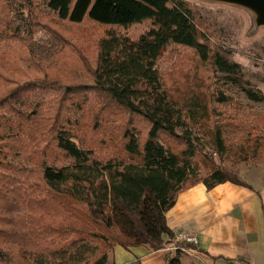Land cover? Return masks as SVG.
Masks as SVG:
<instances>
[{
  "label": "trees",
  "instance_id": "trees-1",
  "mask_svg": "<svg viewBox=\"0 0 264 264\" xmlns=\"http://www.w3.org/2000/svg\"><path fill=\"white\" fill-rule=\"evenodd\" d=\"M44 9L72 24L116 27L96 41L90 83L62 87L37 76L32 36ZM140 23L147 26L134 37L117 29ZM171 45L264 103L241 66L210 48L183 0H0V264H108L116 245L156 250L173 237L164 214L178 191L198 182L247 186L220 161L258 162L264 114L248 123L227 114L233 99L217 87L206 92L211 82L166 84L157 60ZM59 90L91 91L120 110L119 134L103 130L100 146L82 145L70 110L51 114ZM33 172L43 193L28 181ZM177 252L165 264H179Z\"/></svg>",
  "mask_w": 264,
  "mask_h": 264
},
{
  "label": "rangeland",
  "instance_id": "rangeland-1",
  "mask_svg": "<svg viewBox=\"0 0 264 264\" xmlns=\"http://www.w3.org/2000/svg\"><path fill=\"white\" fill-rule=\"evenodd\" d=\"M183 1L192 11L197 29L207 36L210 48L220 50L229 61L238 63L241 66L243 79L247 80L254 89L264 93V24L255 22L253 10L222 0ZM37 21L39 26L32 36L33 51L36 55L32 65L36 68L37 76L42 77L46 74L45 78L55 79L56 85L60 84L62 87L90 83L91 77L88 71L94 62L96 41L107 30L116 27L98 25L87 20L78 25L68 23L58 20L46 9ZM17 23L15 20V24ZM146 26L147 23H140L117 29L134 37ZM65 45L68 49H65ZM60 47H63L66 53L65 51L56 53ZM26 52V48L23 47L21 53ZM157 67L162 80L166 84H173L178 89H184L194 80L203 82L205 86L211 82L212 87L204 90L207 92L217 87L230 95L233 104L223 106L222 109L227 114L236 116V119L242 120V123L250 120L253 114H264V103L248 101L243 94L236 92L235 87L222 85L218 80H213L211 72L199 65L187 48L167 46L160 53ZM89 92L87 94L86 91H74L73 93L57 91L53 94L54 107L51 114L58 111L61 116L70 110V115L75 118L76 122V126L73 123V127L78 128L75 129L78 141L88 147L100 146L103 130L115 137L119 134L118 126L123 121V114L107 102H103L98 94ZM82 96L85 99H81ZM241 114L244 116H240ZM234 135L233 133L231 136ZM103 137L106 136L103 135ZM214 160L218 159L214 156ZM220 163L238 175V171L243 166L264 163V150L258 162L230 164L226 160H221ZM23 179L27 178L23 177ZM28 181L38 183L40 193L45 191L39 173L33 172ZM167 242L170 240L167 239ZM108 264H111L110 255Z\"/></svg>",
  "mask_w": 264,
  "mask_h": 264
},
{
  "label": "crops",
  "instance_id": "crops-1",
  "mask_svg": "<svg viewBox=\"0 0 264 264\" xmlns=\"http://www.w3.org/2000/svg\"><path fill=\"white\" fill-rule=\"evenodd\" d=\"M238 176L247 186L198 182L178 191L164 214L170 242L156 250L116 245L111 264H165L175 250L179 264H264V163L243 166ZM180 234L193 235L196 243Z\"/></svg>",
  "mask_w": 264,
  "mask_h": 264
},
{
  "label": "water",
  "instance_id": "water-1",
  "mask_svg": "<svg viewBox=\"0 0 264 264\" xmlns=\"http://www.w3.org/2000/svg\"><path fill=\"white\" fill-rule=\"evenodd\" d=\"M248 7L255 13V22L264 24V0H222Z\"/></svg>",
  "mask_w": 264,
  "mask_h": 264
},
{
  "label": "built area",
  "instance_id": "built-area-1",
  "mask_svg": "<svg viewBox=\"0 0 264 264\" xmlns=\"http://www.w3.org/2000/svg\"><path fill=\"white\" fill-rule=\"evenodd\" d=\"M178 239L183 240L188 243H196V239L193 235H188V234H180L178 236Z\"/></svg>",
  "mask_w": 264,
  "mask_h": 264
}]
</instances>
